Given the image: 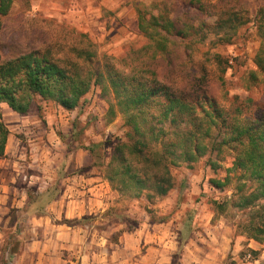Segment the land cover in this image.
Masks as SVG:
<instances>
[{
	"label": "trees",
	"instance_id": "1",
	"mask_svg": "<svg viewBox=\"0 0 264 264\" xmlns=\"http://www.w3.org/2000/svg\"><path fill=\"white\" fill-rule=\"evenodd\" d=\"M14 1L0 0V30ZM216 11L220 13L214 22H195ZM138 15L148 42L121 61L98 57L93 50L96 44L85 33L70 45L73 56L62 54L64 46L58 41L7 60L0 55V104L20 114L29 113L39 100L75 110L99 87L101 97L110 102V114L125 117V139L115 142L105 174L113 188L129 198L162 199L176 187L174 166L206 159L216 171L232 156L234 169L242 173L232 195L214 200L216 213L228 218L238 234L264 242V102L255 112L251 97H230L225 92L221 101L211 92L204 65L188 69L183 76L175 63L190 58L191 49L211 32L232 42L251 15L226 0H153L138 8ZM254 24L261 44L254 59L257 69L247 72L253 81L247 90L264 84V5ZM213 60L223 73L231 67L220 54H214ZM8 136L0 114V156ZM209 181L224 190L231 179L227 175Z\"/></svg>",
	"mask_w": 264,
	"mask_h": 264
},
{
	"label": "crops",
	"instance_id": "2",
	"mask_svg": "<svg viewBox=\"0 0 264 264\" xmlns=\"http://www.w3.org/2000/svg\"><path fill=\"white\" fill-rule=\"evenodd\" d=\"M89 1L77 25L91 36L114 46L138 32L134 0ZM81 107L39 100L20 114L0 104L9 129L0 156V264H264V242L217 215L205 170L182 175L150 210L124 204L105 174L113 125L94 126L97 108L83 122Z\"/></svg>",
	"mask_w": 264,
	"mask_h": 264
},
{
	"label": "rangeland",
	"instance_id": "3",
	"mask_svg": "<svg viewBox=\"0 0 264 264\" xmlns=\"http://www.w3.org/2000/svg\"><path fill=\"white\" fill-rule=\"evenodd\" d=\"M152 1L134 0L137 14L138 8H143L145 5L149 6ZM226 1L240 8L243 12H248L252 20L239 28L232 42L221 41L222 33L216 34L211 32L205 41L197 43L191 49L190 58L181 57L175 60V63L181 66L180 70H182L183 76L188 73V69L194 70L198 66L204 65L208 71L211 92L219 100L224 101L225 92H228L230 97L234 95H239L241 98L251 97L252 102L250 107L256 112L259 104L264 102V84L258 87L252 86L251 90H247L246 86L247 84H253L252 80L249 81L247 72L257 69L254 59L260 47L261 39L257 33L254 18L259 8L264 5V0ZM88 3H90L89 0H15L10 13L2 18L3 26L0 30V55L3 59L7 60L30 50L46 48L52 42L58 41L64 46L61 49V53H69L70 56H73L70 45L75 43V40L79 37L78 34L85 33L96 44L93 50L96 51L98 57L101 58L103 55H109L115 58V62H117L127 56L133 48H141L148 42L147 37L139 28V15L138 32L133 31V34L129 38H118L114 46H110L112 41L110 37L106 39L103 37L101 38L102 40H99L91 36L90 32L83 30L77 25L79 20L85 17L83 10ZM219 13L220 11L213 12V15L208 18L201 16L195 22L198 23L204 19H207L209 22H214L218 19ZM54 49L59 50L60 48L55 47ZM183 49L184 46L180 48L181 51ZM214 54H220L229 61L231 67L225 73L222 72L219 65L213 60ZM163 65L164 68L167 66L165 62ZM186 65L187 67L185 68ZM88 95L91 96L90 99H87ZM88 95L83 99L81 107L82 112L86 114V118L82 121L87 122L89 116L95 114L93 112L97 108L99 111L98 119L95 117L92 118L94 120V126L105 127L108 123L113 125V129L107 132L108 135H105L108 139V147L106 148V152L104 151V154L109 158L113 154L115 142L119 138L125 139V117L119 112L114 117L110 114V102L108 99L101 97V89L99 87H94ZM105 136H102L103 139L106 138ZM191 170L198 172L205 170L204 172L206 175L209 174L210 178L224 179L227 175L230 176L231 181L224 190L216 188L219 191L218 193L213 191L211 184L205 186L207 190L206 194H209L208 197L213 202L214 200H223L232 195L237 177L242 173L241 169H234L232 156H228L222 163V167L216 171L207 165L206 159H202L194 164L183 163L180 166H174L172 172L176 180V185L180 183L179 178L182 175L188 176V172ZM123 197L126 199L124 204H127L128 207L137 206L142 211L150 210L148 206L158 205L163 199L155 198L151 202L146 197L142 199ZM136 220V218H132V221ZM229 222L232 223L230 220Z\"/></svg>",
	"mask_w": 264,
	"mask_h": 264
},
{
	"label": "built area",
	"instance_id": "4",
	"mask_svg": "<svg viewBox=\"0 0 264 264\" xmlns=\"http://www.w3.org/2000/svg\"><path fill=\"white\" fill-rule=\"evenodd\" d=\"M247 258H251V255H248Z\"/></svg>",
	"mask_w": 264,
	"mask_h": 264
}]
</instances>
